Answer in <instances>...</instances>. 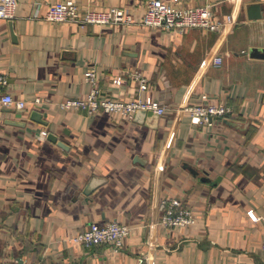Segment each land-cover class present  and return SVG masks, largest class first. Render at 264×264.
Returning <instances> with one entry per match:
<instances>
[{
	"label": "crops",
	"instance_id": "1",
	"mask_svg": "<svg viewBox=\"0 0 264 264\" xmlns=\"http://www.w3.org/2000/svg\"><path fill=\"white\" fill-rule=\"evenodd\" d=\"M57 1L19 0L14 18L0 17L2 90L41 99L0 112V264H264V57L252 53L264 49V0H178L231 14L220 31L141 24L148 0H75L129 8L130 24L53 22ZM91 65L103 95L152 96L167 111L62 108L88 95ZM210 101L234 113L204 128L185 107ZM167 196L196 221L161 224ZM109 221L133 227L121 250L71 240Z\"/></svg>",
	"mask_w": 264,
	"mask_h": 264
},
{
	"label": "built area",
	"instance_id": "2",
	"mask_svg": "<svg viewBox=\"0 0 264 264\" xmlns=\"http://www.w3.org/2000/svg\"><path fill=\"white\" fill-rule=\"evenodd\" d=\"M178 0H148L146 10L140 20L141 24L148 26H163L185 30L187 28H205L212 31L229 29L234 24L231 14L221 17L215 10L214 4H204L182 7L177 5ZM19 0H0V17L14 18ZM46 18L53 22L75 21L81 24H130L135 21L129 8L110 7L108 9L81 10L75 0H59L53 3ZM217 62H222V57H216ZM135 78L139 80L140 89L149 87L148 78L141 72H136ZM87 80L91 83V90L86 97H69L60 102L65 109H80L89 114L99 111L117 113L123 117L133 119L137 111L141 109L153 110L158 114H164L167 106L152 96H137L132 99L113 98L103 95L100 88V77L95 65H91L86 73ZM6 77L0 72V112L5 107L14 106L24 110L29 103H38L40 97L31 100L17 98L12 93L3 91ZM207 98V94L202 95ZM200 126L208 127L215 123L216 119L228 118L234 113L232 107L226 102L210 101L207 103L196 102L185 107ZM46 133V132H44ZM159 208L161 210L160 223L168 226H183L193 224L196 221L195 211L185 206L177 197L162 198ZM254 216V215H253ZM256 218V216H254ZM133 227L128 223L109 221L104 224L91 222L87 228L75 233L71 240L84 247L108 244L115 251L123 248L125 240L131 235ZM264 247V244H263Z\"/></svg>",
	"mask_w": 264,
	"mask_h": 264
},
{
	"label": "water",
	"instance_id": "3",
	"mask_svg": "<svg viewBox=\"0 0 264 264\" xmlns=\"http://www.w3.org/2000/svg\"><path fill=\"white\" fill-rule=\"evenodd\" d=\"M260 8V4L259 3H254V4H252V6H251V9H252V11H258V9ZM258 15V14H257ZM253 55H255V56H260V57H264V49H255V50H253ZM154 113L155 111H153V110H145V109H141V110H139V111H137V113L136 114H144V113ZM227 122H229V123H232L230 120H228L227 119ZM52 140H54V141H57L60 145H62V146H65V144L63 143V142H60L59 140H58V138L54 135V134H50V136H49Z\"/></svg>",
	"mask_w": 264,
	"mask_h": 264
}]
</instances>
